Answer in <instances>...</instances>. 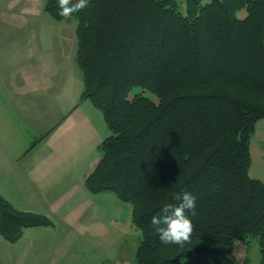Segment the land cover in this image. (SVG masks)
Returning <instances> with one entry per match:
<instances>
[{
  "label": "trees",
  "instance_id": "1",
  "mask_svg": "<svg viewBox=\"0 0 264 264\" xmlns=\"http://www.w3.org/2000/svg\"><path fill=\"white\" fill-rule=\"evenodd\" d=\"M77 22L81 101L108 136L86 177L93 194L132 206L134 264H236L233 245L257 240L264 264V181L249 174L250 138L264 119V0H89ZM240 12H243L241 17ZM152 95V97H151ZM197 197L193 232L162 244L151 217L176 193ZM47 217L0 196V236L19 242Z\"/></svg>",
  "mask_w": 264,
  "mask_h": 264
},
{
  "label": "crops",
  "instance_id": "2",
  "mask_svg": "<svg viewBox=\"0 0 264 264\" xmlns=\"http://www.w3.org/2000/svg\"><path fill=\"white\" fill-rule=\"evenodd\" d=\"M0 27L5 28L7 24H0ZM38 43L39 41L29 36L23 41L18 40L16 44L14 40L12 43L0 40V70H4L8 76H12L11 73L16 71L18 77L0 88L3 94L0 95V114L3 117L2 121L5 122L3 123L5 128L1 129L0 150L15 149L14 136L17 131L14 122L34 124L35 127L40 124L36 127L37 131L29 132V137H33L27 149V153L34 157L31 166H27L18 174L20 179L25 181L26 178V188L31 194L27 193L24 197L30 204L27 210L52 217V214L60 212L61 206H65L64 220L67 224L62 222L59 227L63 229L64 236L70 239L71 243L79 235L86 243L88 241L86 236H90L97 246H83L82 253L88 249L99 250L102 247L100 229L104 220L101 211L103 205L85 185V179L94 167L83 168L87 150L97 146L96 138L100 134L101 125L106 123L91 102L80 100L83 84L81 73L75 63L77 37L74 50L67 45L72 46V39L66 38L65 63L62 64L55 62V53L49 55L46 52L45 55L39 51L36 53ZM10 44H15V49L8 48ZM59 44H62L61 40ZM57 68L61 76L59 80L55 72ZM13 168V163L9 161L7 169L9 173L14 171ZM17 185L16 183L7 186L0 194L2 196L8 194L10 190L16 189ZM85 202L89 206L88 216L82 209ZM91 207L95 209H90ZM82 214H85L83 218ZM72 215L79 216L78 221L82 225L77 227L75 220L72 224L70 218ZM55 219L59 221V218ZM106 221L110 223L109 214ZM53 223L50 227L37 226L30 230L51 231L55 237L58 228L57 223ZM31 234L34 235L30 242L31 250L26 253H23V246L19 252L17 245L7 243L0 236V262L41 264V250L43 243L47 242L41 241L38 231ZM56 239L57 237L54 241ZM25 240L26 238L23 243Z\"/></svg>",
  "mask_w": 264,
  "mask_h": 264
},
{
  "label": "rangeland",
  "instance_id": "3",
  "mask_svg": "<svg viewBox=\"0 0 264 264\" xmlns=\"http://www.w3.org/2000/svg\"><path fill=\"white\" fill-rule=\"evenodd\" d=\"M176 1L179 4L180 10L184 12L186 10L187 0ZM43 5L44 0H0V24H7L5 28L0 27V40H5L10 43L14 40L16 44L18 40L23 41L27 36L31 39L35 38V40L39 41L36 46V53H38V51L44 55V52L48 55L55 53V62H61V64L65 63L64 53L67 49L64 46V42L66 38L72 39V46L69 44L67 45L68 48L71 47L74 50L77 22L54 21L44 11ZM240 15L243 17V12H240ZM60 40L62 44H59V47L58 43ZM15 44H10V46L7 47L15 49ZM72 55L74 56V52ZM5 61L7 62L8 60ZM58 69L59 68H57L55 72L59 80L60 71ZM11 75L12 76H8L4 70H0V88L6 86L9 81H15L18 78L16 76V71L12 72ZM0 95L2 96L3 94L0 92ZM97 112L102 115L101 111L97 110ZM1 117L2 115L0 114V137L2 127L5 128L3 124L5 122L4 120L2 121ZM14 123L17 131L14 136L15 149L9 151L3 148L0 150V192L4 189L6 190L9 185H14L16 183L18 185L15 187L16 189L10 190L8 194H4V196L0 194V196L10 202L19 211L47 217L52 223H57L58 229L55 234V237H57L56 241H54L55 237L51 231H42L43 229L30 230L31 228L26 230L23 238L16 244L5 241L11 245H17L19 252L23 246V253H26L31 250L30 242L34 236L31 233L33 231H38L41 241L45 240L47 242V244L45 242L43 243L41 250V264H134L140 232L136 229L132 221V206L119 200L113 193L94 194L95 198L99 201L101 200L103 205L101 211L104 220L103 226L101 225L102 228L100 229L102 247H100L99 250L88 249L84 253H82L83 246L96 247L97 243L93 241V238L90 236H86L88 240L86 243L80 235L78 238H74L73 243L64 236L63 229H59V227L62 225V222L67 224L64 220V214L66 212L65 206L60 207V212L58 214H52L53 218L48 214L45 215L37 211L27 210L30 204L24 199L26 194L29 193L26 188V178L24 181L18 177V174L27 166H31L34 157L30 155V153H27V149L30 147L33 137H29V132L37 131L36 127L40 126V124L35 127L34 124L24 125L20 122ZM106 127L107 126L102 123L100 134L96 138L98 144L87 150L85 157L86 162L83 169L95 168L99 162L101 158L99 146L109 134ZM63 141L64 138L61 139V142ZM250 152L251 166L249 174L253 178L264 181V119L257 124L254 133L251 135ZM21 157L23 158L21 159ZM9 161L14 165V171L11 173L7 170ZM81 179L82 176L80 177V180ZM88 208L89 206L85 202L82 206L83 211L86 213ZM90 209L95 208L91 207ZM88 214L87 212L86 216H88ZM108 214L110 223L106 221ZM84 215L85 214H82L81 218H83ZM55 217L59 218V221L56 220ZM50 218H52V220ZM70 218H72V224L75 220L77 227L82 225V223L78 221L80 219L79 216L72 215ZM46 232H48L47 235H45ZM25 238L26 240L23 243ZM233 254L236 258V264H260L261 253L257 240H250L248 243L236 241L233 245ZM0 264L4 263L0 262Z\"/></svg>",
  "mask_w": 264,
  "mask_h": 264
},
{
  "label": "clouds",
  "instance_id": "4",
  "mask_svg": "<svg viewBox=\"0 0 264 264\" xmlns=\"http://www.w3.org/2000/svg\"><path fill=\"white\" fill-rule=\"evenodd\" d=\"M59 12L70 17L74 10L85 8L89 0H58ZM177 203L165 204L151 217V225L159 235L162 244L183 245L193 232L192 217L196 215L197 197L189 190L176 193Z\"/></svg>",
  "mask_w": 264,
  "mask_h": 264
}]
</instances>
